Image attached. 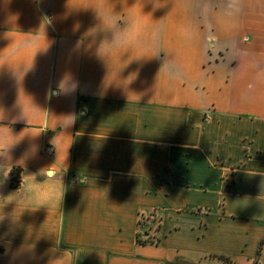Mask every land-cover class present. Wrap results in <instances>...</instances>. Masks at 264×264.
Listing matches in <instances>:
<instances>
[{"label": "crops", "instance_id": "0c3cea01", "mask_svg": "<svg viewBox=\"0 0 264 264\" xmlns=\"http://www.w3.org/2000/svg\"><path fill=\"white\" fill-rule=\"evenodd\" d=\"M0 139V264H264V0H0Z\"/></svg>", "mask_w": 264, "mask_h": 264}, {"label": "trees", "instance_id": "16d2710c", "mask_svg": "<svg viewBox=\"0 0 264 264\" xmlns=\"http://www.w3.org/2000/svg\"><path fill=\"white\" fill-rule=\"evenodd\" d=\"M218 257H220L221 259H223L224 261L230 263V259L228 257H225L223 255H219ZM252 264H260L259 261L257 259H255Z\"/></svg>", "mask_w": 264, "mask_h": 264}, {"label": "built area", "instance_id": "2783aa9c", "mask_svg": "<svg viewBox=\"0 0 264 264\" xmlns=\"http://www.w3.org/2000/svg\"><path fill=\"white\" fill-rule=\"evenodd\" d=\"M12 175H13L14 180H16L18 182V180H19V177H18L19 176V173L17 171H15Z\"/></svg>", "mask_w": 264, "mask_h": 264}, {"label": "snow or ice", "instance_id": "6c2138e0", "mask_svg": "<svg viewBox=\"0 0 264 264\" xmlns=\"http://www.w3.org/2000/svg\"><path fill=\"white\" fill-rule=\"evenodd\" d=\"M0 146H2V139H0Z\"/></svg>", "mask_w": 264, "mask_h": 264}]
</instances>
